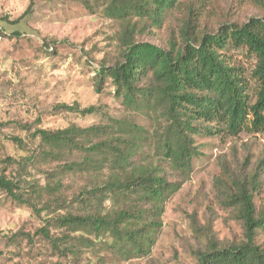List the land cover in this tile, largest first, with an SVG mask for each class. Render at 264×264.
Masks as SVG:
<instances>
[{
	"label": "trees",
	"instance_id": "trees-1",
	"mask_svg": "<svg viewBox=\"0 0 264 264\" xmlns=\"http://www.w3.org/2000/svg\"><path fill=\"white\" fill-rule=\"evenodd\" d=\"M223 1L102 0L104 14L120 31L117 56L94 68L95 90L107 83L125 110L143 116L149 126L133 116H106L88 126L37 127L27 134L37 141L27 154L2 160L0 189L36 215L44 212L36 234L49 250L65 258H79L86 250H109L122 260L148 255L165 202L179 189L166 178L167 169L191 171L201 153L195 137L264 131V0H250L258 12L242 21L227 18ZM169 14L176 25L168 28L164 45L142 38ZM239 47L255 58L253 94L225 54ZM52 109L81 116L101 111L77 102ZM7 139L21 148L27 143L19 136ZM36 160L55 163L44 170V185L5 173L13 164L26 172ZM263 169L264 149L246 184L233 191L237 179L221 162L215 188L221 202L237 211L244 235L228 244L211 238L196 249L198 264H264V245L254 240L257 229H264V206L257 210L254 202ZM76 178L82 181L76 184ZM44 195L40 207L31 201ZM22 234L28 236L14 235Z\"/></svg>",
	"mask_w": 264,
	"mask_h": 264
},
{
	"label": "rangeland",
	"instance_id": "rangeland-1",
	"mask_svg": "<svg viewBox=\"0 0 264 264\" xmlns=\"http://www.w3.org/2000/svg\"><path fill=\"white\" fill-rule=\"evenodd\" d=\"M222 4L230 20L242 21L258 12L250 0H224ZM103 7L102 0H0V171L5 157L18 158L36 145L27 134L37 127L88 126L106 116H133L149 126L143 116L125 110L110 85L106 83L101 92L95 90L94 68L101 59L109 62L117 56L120 31L119 23L106 17ZM175 25L169 14L161 27L144 31L142 38L162 46L168 28ZM225 54L240 68L253 94L254 56L242 47L229 48ZM73 102L82 107L96 105L101 111L81 116L52 109L56 103ZM22 125L29 128L22 129ZM9 136L22 137L27 143L21 148ZM195 144L201 153L192 160L189 173L167 169L166 178L178 183L179 189L165 202L161 228L148 255L122 260L109 250H86L79 258L61 257L36 234L44 212L36 215L0 189V264H198L194 253L211 238L220 244L239 242L244 235L242 222L234 207L221 202L214 178L225 162L237 179L231 190L240 182L246 184L264 149V131L235 137L199 135ZM53 166L36 160L26 172L13 164L5 167V173L44 185V170ZM81 181L76 178L75 183ZM45 200L44 195L31 201L40 207ZM254 202L257 210L264 206V169ZM18 231L28 236L16 237ZM254 240L264 245V229H257Z\"/></svg>",
	"mask_w": 264,
	"mask_h": 264
}]
</instances>
